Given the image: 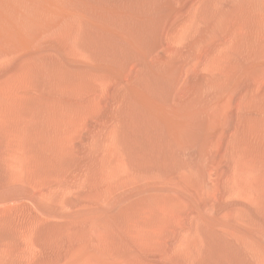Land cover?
<instances>
[{
    "label": "rangeland",
    "instance_id": "1",
    "mask_svg": "<svg viewBox=\"0 0 264 264\" xmlns=\"http://www.w3.org/2000/svg\"><path fill=\"white\" fill-rule=\"evenodd\" d=\"M0 264H264V0H0Z\"/></svg>",
    "mask_w": 264,
    "mask_h": 264
}]
</instances>
